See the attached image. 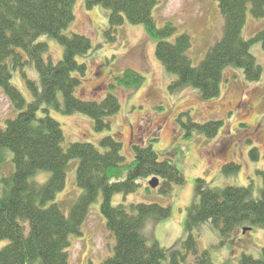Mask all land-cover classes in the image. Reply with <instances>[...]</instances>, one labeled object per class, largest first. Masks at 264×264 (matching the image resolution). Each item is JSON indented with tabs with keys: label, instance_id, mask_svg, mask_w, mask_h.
Wrapping results in <instances>:
<instances>
[{
	"label": "trees",
	"instance_id": "1",
	"mask_svg": "<svg viewBox=\"0 0 264 264\" xmlns=\"http://www.w3.org/2000/svg\"><path fill=\"white\" fill-rule=\"evenodd\" d=\"M225 18L222 38L210 48L198 65L192 63L188 33L177 34L171 21L158 27L154 9L159 0H88L87 7L102 6L110 10L107 38L128 21L142 24L149 35L158 39L156 56L168 74L172 93L192 87L203 99L218 97L226 81L228 68L241 69L248 81L259 80L262 66L251 52L254 42L264 46V28L250 39L243 37L249 5L254 16H264V0H216ZM77 0H0V89L17 112L0 126V264H69L72 239L83 232L91 206L101 196V212L106 229L114 236L112 255L100 264H215L209 250H199L194 229L210 223L222 238L234 230L264 226V171L259 196L254 186H214L197 179L196 200L187 209L188 236L171 248L162 246L145 232L147 224L157 223L171 215V207L160 203L113 204L118 194H130L141 187V181L158 177L160 192L172 196L175 185L185 179L172 159L161 158L152 144L133 145L134 158L128 162L122 142L114 135L102 138L99 145L78 141L64 146L61 124L51 110L64 115L82 113L91 117L97 131L111 128L109 119L121 108L116 94L103 100H87L76 95L86 76L87 64L78 61L93 48L89 36L68 30L75 20ZM57 40L64 48L63 57L54 61L47 41ZM174 36L176 39L171 40ZM33 66L38 81L26 73ZM20 71L32 101L28 102L13 83ZM120 86L138 89L144 76L126 68L117 77ZM43 112L42 116L39 113ZM179 116L186 136L194 132L209 137L219 135L223 122L198 123ZM182 121V122H181ZM156 139H154L155 141ZM257 157V149L252 150ZM73 160H78L76 183L82 193L70 206L67 215L57 201V194L67 183ZM11 165L9 174L3 167ZM240 168L232 162L223 172L235 173ZM48 173L40 183L35 178ZM194 256V261L189 257ZM223 264H264V247L260 256L243 253L237 262Z\"/></svg>",
	"mask_w": 264,
	"mask_h": 264
},
{
	"label": "rangeland",
	"instance_id": "2",
	"mask_svg": "<svg viewBox=\"0 0 264 264\" xmlns=\"http://www.w3.org/2000/svg\"><path fill=\"white\" fill-rule=\"evenodd\" d=\"M88 0H77L75 20L68 32H76L90 37L93 48L86 56H79L81 63L87 64L86 76L76 91V95L87 100H103L109 93L116 94L121 108L112 116L111 128L97 131L91 117L74 113L64 115L51 110L50 115L62 126L64 146L85 141L99 145L107 135H116L122 142L123 154L128 162L134 158L133 145L152 144L161 158H170L182 173L185 181L175 185L172 196L160 192V185L152 187L151 178L141 181V187L133 193H118L113 204L156 202L171 207V215L157 223H148L145 232L152 235L167 248L187 238V209L196 200L197 179L203 178L214 186H254V195L260 194L264 171V46L254 42L251 52L262 66L259 80L248 81L241 69L228 68L226 81L218 97L203 99L197 89L189 87L184 91L172 93L169 84L174 76L167 73L156 56L158 39L149 35L142 24L128 21L117 28L113 39L106 36L110 28V10L102 6L87 7ZM158 27L171 21L177 27V34L188 33L192 40L189 57L198 65L207 52L223 36L225 18L216 0H159L154 12ZM264 28V16L253 15L251 5L247 11L243 28L245 39L253 38ZM176 39L174 36L171 40ZM47 41L54 61L64 54L60 43L49 37ZM126 68L139 71L144 76L143 84L138 88L120 86L117 77ZM26 73L38 81V73L33 66H27ZM12 83L20 89L28 102L32 94L24 82L20 71L13 75ZM181 119L205 123L210 120L223 122L219 135L211 138L194 132L186 136L180 124ZM17 112L0 89V126L16 116ZM43 112L39 113L42 116ZM182 122V121H181ZM115 136V137H116ZM154 139H156L154 141ZM257 149V157L252 154ZM240 166L235 173L223 172L229 163ZM78 160H73L67 174V183L63 191L57 194V201L68 215L70 206L82 193L76 183ZM11 165L3 167V174H9ZM4 174V175H5ZM48 173L38 175L35 180L43 183ZM100 196L91 206L85 220L82 234L72 239L69 264H100L114 251L115 238L106 229V220L101 212ZM199 250H209L215 264L225 261L237 262L243 253L260 256L264 247V226H244L234 230L227 239L217 233L210 223H203L194 229ZM7 244L0 241V250ZM194 261V256L189 257ZM164 264H168L165 261Z\"/></svg>",
	"mask_w": 264,
	"mask_h": 264
},
{
	"label": "water",
	"instance_id": "3",
	"mask_svg": "<svg viewBox=\"0 0 264 264\" xmlns=\"http://www.w3.org/2000/svg\"><path fill=\"white\" fill-rule=\"evenodd\" d=\"M159 182H160V180H159L158 177H153V178L150 180V185H151L152 187H157V186L159 185ZM245 230H247V229H245Z\"/></svg>",
	"mask_w": 264,
	"mask_h": 264
}]
</instances>
